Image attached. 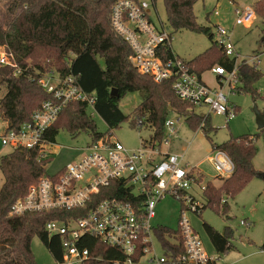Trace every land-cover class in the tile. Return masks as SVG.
<instances>
[{"label":"trees","instance_id":"trees-1","mask_svg":"<svg viewBox=\"0 0 264 264\" xmlns=\"http://www.w3.org/2000/svg\"><path fill=\"white\" fill-rule=\"evenodd\" d=\"M116 1L0 0V47L11 53L15 63L21 68V74L15 77L12 68L0 66V88H6V93L0 98V120L9 122L10 127H17L29 120L31 113L49 98L37 85V79L51 70H46V66L54 64L52 70L59 76L75 74L86 92L96 94L94 112L109 131L129 121L132 128L137 131L149 129L153 132V138L160 141L164 134V122L174 113L183 118L193 131H202L205 136L215 132L210 126L209 116L196 114L189 103L174 95L170 80L155 83L133 69L128 61L130 48L110 26V11ZM198 1L203 0H162L168 26L174 32L186 30L206 34L212 41L210 29L199 26L196 22L193 6ZM253 10L264 23V0L255 2ZM262 45L264 49V38ZM43 54L54 58L53 64L47 60L46 66H43L44 63L40 61ZM171 56L168 50L163 58L169 59ZM29 60L34 65L29 66ZM234 64L235 60L227 59L214 41L202 54L184 61V65L198 77L214 66L231 71ZM237 74L241 85L235 92L248 94L252 101L259 99L264 103V92L259 94L255 87L262 77L257 66L241 62L237 65ZM113 89L117 96H111ZM132 92L141 94V103L130 117L123 115L118 104L127 93ZM60 129H65L73 138L81 133H88L91 139L107 134L97 131L94 120L87 113L86 105L80 102H70L63 108L46 132L48 144H55V137ZM260 134H264V129L256 135L231 137L222 145L212 144V149H221L228 154L234 164V172L228 179L217 178L221 181L218 188L207 183L204 192L206 205L202 211L210 208L229 220L227 201L233 200L252 178L258 177L253 159L258 152L256 141ZM52 159L53 154L42 157L36 147L16 149L0 157V174L3 177L0 187V264H36L30 248L34 237L41 241L55 263L59 262L62 255L60 239L49 238L45 232V224L55 219L67 220L83 216L79 210L21 216L11 214L14 202L25 196L29 186L47 175L45 166ZM258 178L264 181L263 178ZM108 192L102 189L86 208H91L97 201L118 196L117 191ZM203 230L218 256L233 249L231 241L234 234L229 227L218 232L203 223ZM154 234L164 249L175 254L181 251V247L172 246L168 240H179L177 231L158 226L154 228ZM83 239L85 242L82 246L93 257L102 259L85 264H112V261L124 259L117 250L94 237L86 236Z\"/></svg>","mask_w":264,"mask_h":264},{"label":"built area","instance_id":"built-area-1","mask_svg":"<svg viewBox=\"0 0 264 264\" xmlns=\"http://www.w3.org/2000/svg\"><path fill=\"white\" fill-rule=\"evenodd\" d=\"M155 1L117 0L111 7L110 26L130 48V65L138 74L151 78L155 83L170 80L179 100L189 103L194 111L206 109L204 116L221 117L227 124L237 115L228 95L235 93L241 85L237 74L238 54L231 32L218 25L215 27L214 42L227 59L235 60V64L231 71L221 66L211 68L218 85L208 87L172 51L173 32L160 20ZM151 8L155 11L154 19L150 14ZM213 14L219 15L218 11ZM233 15L235 25L239 26H249L255 19L254 10L250 7H234ZM168 50L172 56L164 59ZM258 62L259 57L253 56L245 63L257 65ZM0 66L12 68L15 77L21 74V68L6 50L0 52ZM37 85L49 98L31 113L28 121L17 127H10L5 121L0 144L12 151L36 147L44 157L48 145L46 132L63 108L70 102H80L94 112L96 94L86 92L77 75L70 73L62 77L54 70L41 75ZM174 116L165 120L160 141L154 139L151 132L149 138L140 139L134 149L125 147L111 131L98 139H90L78 160L29 186L25 196L12 205L11 214L21 216L77 210L83 213L81 217L55 219L45 224L48 237L60 239L62 255L56 264L101 261L82 246L86 236L96 238L123 256V260L112 261V264H139L143 258L147 264H216L218 258L207 255L187 218V212L200 214L206 205L204 192L207 183L203 174L198 167L189 166L183 155L162 153L163 146H170L182 119ZM206 161L217 174L216 178L221 180L228 179L234 172L231 158L221 149H212ZM114 182L116 185L113 186ZM102 189L108 193L117 191L118 196L97 201L91 208H86ZM166 197L176 200L181 207L177 230L179 240L168 239L172 246L181 247L177 254L162 247L152 225L156 206ZM240 225L248 224L241 221ZM154 239L162 248L161 257L156 256ZM150 255L152 257L147 258Z\"/></svg>","mask_w":264,"mask_h":264},{"label":"rangeland","instance_id":"rangeland-1","mask_svg":"<svg viewBox=\"0 0 264 264\" xmlns=\"http://www.w3.org/2000/svg\"><path fill=\"white\" fill-rule=\"evenodd\" d=\"M236 7L252 8L255 2L259 0H203L198 1L193 6V12L196 17V22L199 26L210 29V32L215 37V27L221 26L231 32L234 48L237 51V64L246 62L253 56L259 57L257 68L262 71V77L255 85L259 94L264 92V49L262 40L263 20L256 16L249 28L245 26L235 25L234 22V4ZM1 7V5H0ZM156 13L160 20L168 27V22L164 10L162 0L155 2ZM214 11H218L219 15L214 16ZM151 17L155 18V11L150 10ZM170 29V28H169ZM173 32V41L171 49L175 55H178L184 61H190L206 51L214 39L210 41L206 34L194 33L186 30ZM5 50L0 47V52ZM51 61L53 64L54 58H48L47 55H42L40 61L46 66V61ZM102 61V60H100ZM41 62V63H42ZM102 63V62H101ZM29 66L34 65L32 61H28ZM54 68V64L46 66L47 69ZM201 79L208 87L217 85L216 78L209 71L201 74ZM6 93V88H0V98ZM229 101L238 107L236 117L227 124L221 117L210 115V126L215 130L205 136L202 131H193L185 123L184 119L180 120L177 126L178 131L170 140V146H163L162 153L171 152L184 155V160L189 166L198 167L204 177V182L210 183L216 188L221 185V181L214 178L217 176L211 165L206 161V157L211 152L212 144L222 145L231 137L237 138L244 135H256L259 133L256 121L254 108L257 111L263 112L262 100L252 101L248 94L234 93L229 96ZM141 103V94L139 92L127 93L118 104L120 111L125 116H132L134 109ZM230 103V104H231ZM87 113L92 117L96 125L97 131L100 133L112 132L115 139L120 141L125 147L134 149L138 146L140 139L149 138L151 131L142 129L137 131L129 125V121L122 123L118 128L108 130L107 125L103 120L93 112L91 108H87ZM195 113L202 116L207 114L206 109H196ZM171 117H175L171 114ZM5 124L0 121V135L3 132ZM88 133H81L77 138L71 137L65 129H60L55 137V144H48L47 152L53 154L52 161L45 166V171L48 176L53 175L62 167L78 160L83 154L87 143L90 142ZM256 147L258 152L253 159V167L256 172H264V134H260ZM12 152L10 147H2L0 144V156ZM48 153V154H49ZM51 154V155H52ZM214 180V181H213ZM3 183V177L0 174V187ZM222 204V203H221ZM229 212L226 219L225 216L215 212L210 208L204 209L200 214L187 212V218L190 226L200 238L203 248L208 256L218 258L216 264H264V181L258 177H254L250 182L236 195L233 200H228ZM180 204L166 197L156 206L155 217L152 220L154 227H166L172 231H177L180 220ZM245 221L250 225L241 226L240 222ZM203 223L208 224L218 232H222L225 227L233 230V239L231 241L233 249L227 254L218 256L208 237L203 230ZM154 249L157 257L163 256L162 248L154 239ZM31 252L36 264H56L52 256L41 243L34 237L31 241ZM152 257V255L147 258ZM139 264H147L146 258L141 259Z\"/></svg>","mask_w":264,"mask_h":264},{"label":"water","instance_id":"water-1","mask_svg":"<svg viewBox=\"0 0 264 264\" xmlns=\"http://www.w3.org/2000/svg\"><path fill=\"white\" fill-rule=\"evenodd\" d=\"M111 96H117L116 90L113 89L111 91ZM254 113H255V121H256L258 130L264 129V111L259 112L256 110V108H254ZM258 177H261L264 179V172L258 173Z\"/></svg>","mask_w":264,"mask_h":264},{"label":"crops","instance_id":"crops-1","mask_svg":"<svg viewBox=\"0 0 264 264\" xmlns=\"http://www.w3.org/2000/svg\"><path fill=\"white\" fill-rule=\"evenodd\" d=\"M217 1V0H216ZM219 1V0H218ZM217 1V2H218ZM156 2V1H155ZM233 4H234V7H236L237 6V4L235 3V2H233V1H231ZM246 28H249L250 27V25L249 26H245ZM176 56H178V55H176ZM179 57V56H178ZM259 63V62H258ZM257 66V65H256ZM260 70V69H259ZM261 71V70H260ZM209 72H210V70H209ZM211 73V72H210ZM261 73H262V71H261ZM211 75L213 76V77H215L212 73H211ZM263 75V74H262ZM216 78V81H217V77H215ZM200 79H201V76H200ZM202 80V79H201ZM217 85H218V81H217ZM217 85L215 86V87H217ZM236 93V92H235ZM234 94V93H233ZM231 94H229L228 95V99H229V96H230ZM230 102V101H229ZM231 103V102H230ZM232 104V103H231ZM234 105V104H233ZM263 105H264V103H263ZM235 106V105H234ZM236 107V110H237V112H238V107L237 106H235ZM263 111H264V107H263ZM171 114H174V113H171ZM171 114L168 116V117H170L171 116ZM175 115V114H174ZM204 116V115H203ZM183 119V118H182ZM1 122H3V124H5V121H2L1 120ZM4 128H5V126H4ZM3 128V129H4ZM211 150H212V147H211ZM46 152H47V150H46ZM49 152H47V154H48ZM210 153V152H209ZM9 154V153H8ZM49 154H52L51 152L49 153ZM180 155H182V154H180ZM184 156V155H183ZM1 157V156H0ZM188 164V163H187ZM260 173V172H259ZM215 179H217L216 177L214 178V180ZM213 180V181H214ZM220 181V180H219ZM206 182H209V181H206ZM212 185V184H211ZM229 218V217H228ZM245 222V221H244ZM246 223V222H245ZM246 224H248L247 226H249L250 224L249 223H246ZM236 264H239L238 262H235Z\"/></svg>","mask_w":264,"mask_h":264}]
</instances>
